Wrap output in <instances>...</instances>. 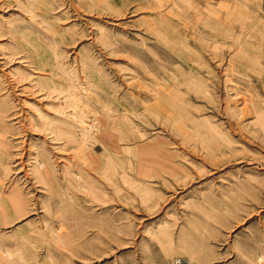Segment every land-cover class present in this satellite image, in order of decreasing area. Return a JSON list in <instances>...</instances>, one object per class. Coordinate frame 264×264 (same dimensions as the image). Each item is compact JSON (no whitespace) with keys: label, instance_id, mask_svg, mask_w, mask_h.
Here are the masks:
<instances>
[{"label":"rangeland","instance_id":"rangeland-1","mask_svg":"<svg viewBox=\"0 0 264 264\" xmlns=\"http://www.w3.org/2000/svg\"><path fill=\"white\" fill-rule=\"evenodd\" d=\"M0 264H264V0H0Z\"/></svg>","mask_w":264,"mask_h":264}]
</instances>
